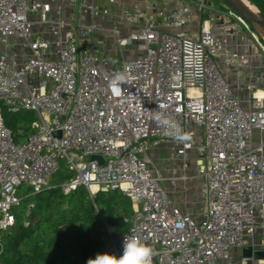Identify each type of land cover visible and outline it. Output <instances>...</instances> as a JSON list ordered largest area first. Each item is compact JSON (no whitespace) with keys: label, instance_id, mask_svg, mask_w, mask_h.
Listing matches in <instances>:
<instances>
[{"label":"built area","instance_id":"built-area-1","mask_svg":"<svg viewBox=\"0 0 264 264\" xmlns=\"http://www.w3.org/2000/svg\"><path fill=\"white\" fill-rule=\"evenodd\" d=\"M172 1L169 14L135 6L106 26L93 18L111 7L87 0L71 2L88 18L76 23L47 0H0V232L15 223L18 187L39 192L61 159L73 173L64 194L84 186L91 197L117 190L131 202L128 230L103 221L94 258L121 256L135 234L159 253L153 264H232V249L264 219V48L227 6ZM105 33L119 53L113 61ZM133 44L139 55L124 58ZM117 75L125 80L112 87ZM2 106L34 113L35 131L16 142ZM157 116L191 139H173ZM162 146L178 161L169 174L155 165ZM192 179L202 181L199 219L171 198Z\"/></svg>","mask_w":264,"mask_h":264},{"label":"trees","instance_id":"trees-1","mask_svg":"<svg viewBox=\"0 0 264 264\" xmlns=\"http://www.w3.org/2000/svg\"><path fill=\"white\" fill-rule=\"evenodd\" d=\"M251 1L264 13V0ZM1 112L16 142L35 131L34 113L12 112L3 106ZM61 184L49 181L33 193L27 212L15 215V223L0 232V264H70L74 258L87 263L105 245L104 222L115 231L120 229L116 232H124L122 227L130 223L127 216L132 212L131 202L128 198L117 199L113 194L117 190L97 192L91 197L84 186L64 194ZM114 216L119 224L114 223Z\"/></svg>","mask_w":264,"mask_h":264},{"label":"crops","instance_id":"crops-1","mask_svg":"<svg viewBox=\"0 0 264 264\" xmlns=\"http://www.w3.org/2000/svg\"><path fill=\"white\" fill-rule=\"evenodd\" d=\"M47 1L51 3L53 12H55L58 9V7H60L61 17L67 21L76 23L79 22V20H88V18H86L80 12H78L79 11L78 7L72 9L71 6L72 0H47ZM87 2L98 6L105 5L111 7L112 14L110 16L102 17L100 15L93 18L95 22L106 26H110L112 23H114L113 21L115 17L119 16L123 10H127L131 8L129 7L131 5L132 7L139 6L138 8L140 9H146L147 7H151L155 10L161 9L164 11L165 14H169V12L174 6L172 0H114L112 3H108L107 0L105 1L87 0ZM185 3H189V1L185 0ZM190 6H191V13L197 15L198 12L196 7L193 5ZM185 29L188 30L190 33H194L196 32L197 27L194 24H189L188 26L185 27ZM105 39L106 42H105V46L103 47L105 49V53L108 56H110L111 53L114 60L116 51L112 49L111 36L107 35ZM123 57H124V53H123ZM230 78L234 82L233 75H231ZM160 150L161 152H163V155L165 154V155H169L170 157L172 156L171 153L168 151L167 147L162 146L160 147ZM158 152H160L159 149H156L153 153L157 158L160 157L161 155V153ZM171 162L174 163V161ZM177 164L175 165V168H173L172 170L176 169ZM189 172L192 173V169ZM181 187L182 185L180 183V185H177V187L173 190L171 196L172 200L175 202V204L179 205L184 210L191 212L193 215H195L197 219H199L200 213L203 207L205 206V199L202 193V181L198 179H192L189 180L184 186L186 188L185 190L181 189ZM245 246L251 248L252 254L250 256H244L243 248L241 249L233 248L231 251L232 264H241V260L244 257H251L253 260H255L252 264H264V257L258 259L253 257L256 251H264V219H261L260 217L257 218V222L254 226L253 232L250 235H248L246 238L244 247Z\"/></svg>","mask_w":264,"mask_h":264},{"label":"rangeland","instance_id":"rangeland-1","mask_svg":"<svg viewBox=\"0 0 264 264\" xmlns=\"http://www.w3.org/2000/svg\"><path fill=\"white\" fill-rule=\"evenodd\" d=\"M187 1H195V0H187ZM207 2H208V4H212L214 9H216V10L226 7V5L223 2H221L220 0H207ZM247 2L250 5L254 6L257 9V11L264 16L263 11H261V9L258 7V5L256 3H253L254 1L247 0ZM191 5H193V4H191ZM129 7H131L130 8V12L133 13L134 9H133L132 5L129 6ZM252 31L258 37V41H257L258 43L256 41H255V43L258 44V45L259 44L262 45L263 48H264V42H263L264 40L259 35H257L258 33L254 30L253 27H252ZM107 35L111 36L110 34L105 33L106 37H107ZM136 47H137L136 44H133L131 47H126L125 50H124V57L128 58V57H131V56L139 55V53H136V51L133 50V49H136ZM131 52H133V53H131ZM110 55H112V54L110 53ZM118 56H119V53H116L114 57L118 58ZM107 57H108V60H113L112 56H107ZM35 120H37L36 115H34V118H33V121H35ZM159 151L160 152H158V153H161V155L158 158L157 157L154 158L155 165L158 168H160L163 171L164 174H167V173L169 174L170 171L173 168H175V165L177 164L178 161L176 160L175 156H171L170 157L169 155H165V154L163 155V152H161L160 148H159ZM171 161H174V163L171 162ZM57 162L60 164V169H58L56 171L54 176L52 175V176L49 177L50 184L65 183V182L68 181V178H66L65 176L66 175H73V173L67 169L66 164H64L63 160L58 159ZM113 194H114V196L117 199H119L120 197L123 198L124 200L127 199V197L126 196L124 197V195L121 194L119 191H114ZM25 195H26V197L23 198ZM17 196H18V198L21 201H20L19 205L14 206L12 208V213L14 215H17V216H23L27 212L29 206L32 205V203H33V191L30 190L28 185L22 184L17 189ZM127 218L129 219V221L131 220V213H130V215L127 216ZM113 220H114L115 224H119V221H118V219L115 216L113 217ZM129 226H130V223L128 225L124 224V227H122V230L124 232L127 231ZM117 230H120V229H117Z\"/></svg>","mask_w":264,"mask_h":264},{"label":"clouds","instance_id":"clouds-1","mask_svg":"<svg viewBox=\"0 0 264 264\" xmlns=\"http://www.w3.org/2000/svg\"><path fill=\"white\" fill-rule=\"evenodd\" d=\"M125 77L117 75L112 81V87H118ZM156 121L168 130V134L175 140L187 141L191 137L182 133L178 123L162 119L160 116L155 117ZM159 253L140 237L133 234L124 238L123 254L119 257L113 254H97L95 258H89L87 264H153V258Z\"/></svg>","mask_w":264,"mask_h":264},{"label":"water","instance_id":"water-1","mask_svg":"<svg viewBox=\"0 0 264 264\" xmlns=\"http://www.w3.org/2000/svg\"><path fill=\"white\" fill-rule=\"evenodd\" d=\"M223 2L228 8L237 13L244 21H246L251 27H253L256 32L264 38V16L259 13L255 14L251 10H249L241 0H220ZM92 160H96L99 163L103 162L101 156L93 155L91 156ZM244 256H250L252 254L250 247H243ZM254 258L258 259L264 257V251H256L254 253ZM70 264H87L83 263L79 260V258H74L71 260Z\"/></svg>","mask_w":264,"mask_h":264},{"label":"bare ground","instance_id":"bare-ground-1","mask_svg":"<svg viewBox=\"0 0 264 264\" xmlns=\"http://www.w3.org/2000/svg\"><path fill=\"white\" fill-rule=\"evenodd\" d=\"M242 1V3L249 9V10H251L253 13H255V14H259V12L257 11V9L254 7V6H252V5H250L248 2H247V0H241ZM264 39V38H263Z\"/></svg>","mask_w":264,"mask_h":264}]
</instances>
